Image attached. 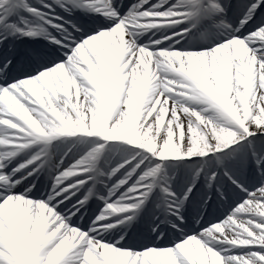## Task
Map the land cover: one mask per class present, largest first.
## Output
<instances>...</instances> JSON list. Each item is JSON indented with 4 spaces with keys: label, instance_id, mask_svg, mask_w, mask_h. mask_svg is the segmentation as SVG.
<instances>
[{
    "label": "snow or ice",
    "instance_id": "1",
    "mask_svg": "<svg viewBox=\"0 0 264 264\" xmlns=\"http://www.w3.org/2000/svg\"><path fill=\"white\" fill-rule=\"evenodd\" d=\"M0 264H264V0H0Z\"/></svg>",
    "mask_w": 264,
    "mask_h": 264
}]
</instances>
